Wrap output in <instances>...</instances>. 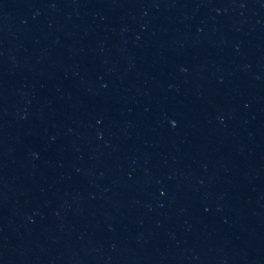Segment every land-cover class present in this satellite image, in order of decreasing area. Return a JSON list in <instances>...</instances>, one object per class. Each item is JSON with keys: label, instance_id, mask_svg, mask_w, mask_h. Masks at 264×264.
Returning <instances> with one entry per match:
<instances>
[{"label": "water", "instance_id": "95a60500", "mask_svg": "<svg viewBox=\"0 0 264 264\" xmlns=\"http://www.w3.org/2000/svg\"><path fill=\"white\" fill-rule=\"evenodd\" d=\"M0 264H264V0H0Z\"/></svg>", "mask_w": 264, "mask_h": 264}]
</instances>
